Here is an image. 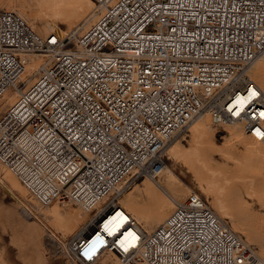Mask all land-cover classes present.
<instances>
[{
    "label": "built area",
    "instance_id": "obj_1",
    "mask_svg": "<svg viewBox=\"0 0 264 264\" xmlns=\"http://www.w3.org/2000/svg\"><path fill=\"white\" fill-rule=\"evenodd\" d=\"M95 2L97 18L66 37L41 36L0 10V97L18 94L0 118V162L42 206L93 211L78 237L53 241L66 264H264L197 195L175 201L150 233L120 203L135 182L155 179L166 147L207 111L214 125L237 123L264 141V91L250 74L264 52V0ZM32 57L42 63L30 83ZM253 90L236 115V93ZM117 213L127 220L109 235L104 223ZM128 228L140 239L125 252L118 239ZM97 236L104 242L89 260Z\"/></svg>",
    "mask_w": 264,
    "mask_h": 264
},
{
    "label": "bare ground",
    "instance_id": "obj_2",
    "mask_svg": "<svg viewBox=\"0 0 264 264\" xmlns=\"http://www.w3.org/2000/svg\"><path fill=\"white\" fill-rule=\"evenodd\" d=\"M0 2L3 3L0 4V10L15 12L28 23H30L29 19L31 17L32 26L29 25L41 36H47L54 32L60 37H66L82 23L89 26L91 21L97 18L100 8L95 0H0ZM60 25L65 26L66 30H62L59 27ZM261 62H264V52L254 59L251 72L254 68L256 73L262 76L263 64H260ZM41 63L40 57H32L24 80H29L30 83L33 82L34 71ZM259 87L264 91L261 86ZM248 96L244 95L243 92L236 93L233 105H237L235 103L237 97H243L245 100L244 109L247 105L249 106L254 98L248 100ZM2 97L0 107L4 103L5 106L9 105L10 108L18 99V94L14 90H8ZM211 123L212 120L207 111L188 126V137L190 138L188 146L173 142L166 147L165 154L169 160L182 162L194 174L199 191L211 200L216 212L221 217L230 220L232 229L243 233L249 242H253L252 232L246 229L242 218L232 212V207L227 200V192L233 190L234 183L239 182L244 187L246 194L249 197L257 198L264 207V190L257 189L256 181L253 178L240 179L237 177L235 179L239 172H243L245 163L251 164L257 169L264 165V147L248 140L243 127L231 122L218 125L224 128V133L227 134L224 145L219 148L214 141ZM237 145L244 148V156L237 154ZM216 155H219L226 165L220 166L217 164V167L213 168L210 165V160H213ZM157 173L155 179L147 177L140 184H135L125 192L120 200L126 214L133 218L146 233L154 231L164 223L174 209L175 201L181 202L182 199L191 195L201 197L195 191L189 188L186 189L180 181H173V185L166 183L163 179L164 173L162 170ZM0 184L25 211H32L37 217L34 219L39 222L42 228L37 225H30L27 232L29 237H33V239L37 238L42 241L41 238L45 232L56 240L60 238L68 240L78 237L84 228L91 223L92 210L86 211L80 206L62 204L58 201L49 206H42L17 175L1 162ZM171 192H174L175 195H171ZM111 218L109 217L108 220ZM119 231L114 235L120 233ZM125 231L137 234L132 228ZM126 232L122 233L118 242ZM137 244L138 241L135 245ZM260 253L264 258V246L261 247ZM3 255L4 253L0 249V260ZM116 263L115 257H108L102 261V264Z\"/></svg>",
    "mask_w": 264,
    "mask_h": 264
},
{
    "label": "rangeland",
    "instance_id": "obj_3",
    "mask_svg": "<svg viewBox=\"0 0 264 264\" xmlns=\"http://www.w3.org/2000/svg\"><path fill=\"white\" fill-rule=\"evenodd\" d=\"M0 4L2 5L3 3L0 2ZM29 20V24L31 25V17ZM59 27L64 31L66 30L65 26L60 25ZM260 64H263V75L261 76L256 73V69L254 68L250 74L255 82L264 89V62H261ZM2 99L3 97L0 98V102H2ZM3 104L0 107V118L9 108V105L5 106L6 104ZM212 123L211 125L214 132V141L220 148L224 145L227 134L224 133V128ZM188 130L189 129L187 127L184 131L180 132L170 144L173 142H179L184 146H188L190 140L188 137ZM239 130L242 131L241 129ZM245 136L252 143L261 144L262 147H264V142H257L246 134ZM236 152L240 156L245 155L244 148H242L240 145H237ZM164 161L166 163V167H164L162 171L164 173L163 179L166 183L173 185V181H180L186 189L189 188L192 191H195L203 199L208 201L213 210L216 212L211 200L199 191L195 182L194 174L186 166H184L182 162L169 160L166 154ZM217 164L220 166L226 165L219 155H216L213 160H210V165L213 168L217 167ZM242 171L243 172H239V175L237 174L235 179H237V177L240 179L253 178L256 181L257 189L264 190V165L260 169H257L251 164L245 163ZM145 179L146 178L140 179L135 182L129 188V190L135 186V184H140ZM171 195L174 196L175 193L171 192ZM187 197L182 199V201H184ZM227 200L229 205L232 207V212L242 218L246 229L252 232L253 242H249L243 233L238 231L237 233L240 234L248 244L254 246L257 249L260 257L264 260L260 253L261 247L264 246V207L262 206V203L257 198L249 197L246 194L244 187L239 184V182L234 183L233 190L227 192ZM23 209L24 208L20 206L19 203L15 201L14 198L8 192H6V189L0 184V249L1 252L4 253L0 263L66 264L64 257L58 251L57 245L53 242L55 238H51L48 233L45 232L41 238L42 241L37 238L33 239V237H29L27 232L29 231L30 225H37L39 227L40 224L37 220L31 218L29 213ZM221 218L226 220L232 228V224L228 218ZM40 228L42 227L40 226ZM234 231L236 232V230Z\"/></svg>",
    "mask_w": 264,
    "mask_h": 264
},
{
    "label": "snow or ice",
    "instance_id": "obj_4",
    "mask_svg": "<svg viewBox=\"0 0 264 264\" xmlns=\"http://www.w3.org/2000/svg\"><path fill=\"white\" fill-rule=\"evenodd\" d=\"M55 42V41H53ZM257 93L253 90L250 92L248 96V100H251L253 97H255ZM235 103L239 105V109L236 111V115H239V111L243 109L245 100L243 97H237ZM231 111V109H230ZM260 115L264 117V112H261ZM257 135H264V133H261L259 129L256 130ZM127 220V217L123 215V213H117L115 216H113L111 219H109L104 224V230L109 235H114L117 231L120 230V228L123 227L125 221ZM140 237L135 232H126L123 236V238L119 241L120 247L127 252L129 248L134 247L136 242L139 241ZM103 238L100 236H97L95 240L91 242V244L84 249L83 255L87 257L89 260L92 259L93 254L96 252L97 248L100 244H102ZM195 264V262H193Z\"/></svg>",
    "mask_w": 264,
    "mask_h": 264
}]
</instances>
